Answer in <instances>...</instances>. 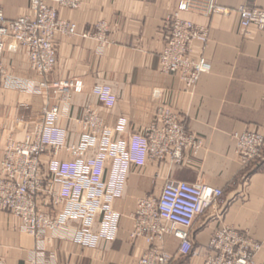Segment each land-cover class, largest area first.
I'll use <instances>...</instances> for the list:
<instances>
[{"label":"crops","instance_id":"obj_1","mask_svg":"<svg viewBox=\"0 0 264 264\" xmlns=\"http://www.w3.org/2000/svg\"><path fill=\"white\" fill-rule=\"evenodd\" d=\"M179 0H83L78 11L62 10L61 16L78 25L75 37L56 36L57 65L49 83L83 82L59 126L68 132V142L81 134L78 120L85 108H98L110 127L121 118L129 122L128 133L143 134L156 120L159 108L180 112L188 133L203 141L195 151L184 152L185 161H168L144 168L133 167L125 195L115 202L122 215L118 237L103 241L97 249H86L60 235L36 239L26 234L21 221L0 211V262L5 264H139L149 249L142 239H132L138 201L159 196L166 182L206 184L224 192L222 203L199 217L192 229L193 248L188 257L178 254L179 242L167 237L164 249L177 257L176 264H204L212 254L210 241L221 228H234L262 244L256 264H264V162L243 169L236 156L235 134H264V32L255 27L240 32L239 9L264 10V0H218L224 14L204 17L183 13L184 20L209 29V43L194 45V57H204L211 72L202 75L187 91L177 74L161 72L160 56L166 45L165 19ZM9 19L30 14V0H0ZM105 21L106 43L96 38L97 25ZM88 34L85 38L82 35ZM2 62L10 72L0 85V144L34 135L42 123L41 112L50 99L36 91L41 78L31 69L26 50L7 40ZM112 89L113 109L101 105L92 90ZM21 122V125H18ZM62 161L72 159L62 153ZM48 157L45 158V161Z\"/></svg>","mask_w":264,"mask_h":264},{"label":"built area","instance_id":"obj_2","mask_svg":"<svg viewBox=\"0 0 264 264\" xmlns=\"http://www.w3.org/2000/svg\"><path fill=\"white\" fill-rule=\"evenodd\" d=\"M82 6L83 0H30V14L16 19H9L0 6V85L10 78L2 58L11 39L26 50L31 69L41 78L36 91L54 100L44 105L42 123L34 135L0 144V211L18 218L23 231L38 240L48 233H65L76 245L97 249L101 242H114L118 237L122 215L114 204L124 197L132 168L164 161L181 165L184 152L189 148L198 151L203 141L188 133L179 111L159 108L156 120L143 134L127 135V119L110 127L99 109L88 105L78 120L79 140L68 142V132L59 122L74 96L83 92V82L49 83L47 79L57 65L56 36L79 35L77 23L63 18L61 11H78ZM226 12L218 0H179L177 9L164 21L167 35L160 56L161 72L177 74L187 91L194 90L200 77L211 72L204 57H194L196 43L204 47L209 43V29L184 20L181 14L208 18ZM238 12L242 35H248L251 27L264 32V10L242 7ZM97 30L95 38L105 44L108 23L100 22ZM92 94L107 109L117 103L109 87L96 86ZM232 138L243 169L264 162V134L237 133ZM62 153L72 160H60ZM223 195V190L206 184L168 181L158 197L141 198L131 238L144 240L149 249L139 264H176L177 257L164 249L167 237L179 242V256L188 257L195 221L219 207ZM209 247L213 253L204 264H256L262 244L223 227L213 235Z\"/></svg>","mask_w":264,"mask_h":264}]
</instances>
